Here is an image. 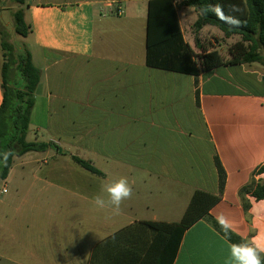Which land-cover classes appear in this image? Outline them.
<instances>
[{
	"label": "crops",
	"instance_id": "0c3cea01",
	"mask_svg": "<svg viewBox=\"0 0 264 264\" xmlns=\"http://www.w3.org/2000/svg\"><path fill=\"white\" fill-rule=\"evenodd\" d=\"M149 1L26 0L25 47L41 70L33 112L42 89L48 111L43 124L31 117L28 135L38 139L48 131L45 142L54 146L14 158L0 180V264H144L161 235L148 223H179L197 191L221 200L183 233L171 262L168 241L154 264H229L232 243L264 232V200L248 196L246 214L239 196L264 165V89L246 83L254 76L263 88L264 69L228 65L190 76L148 67ZM183 5L175 9L184 35L189 9L195 10ZM3 11L0 5V20ZM187 105L197 110L212 146L210 172L193 165L200 137L183 128ZM74 155L104 176H85L69 163ZM120 176L134 195L108 218L92 198ZM185 188L181 204L168 197ZM220 212L234 222L230 235L237 240L224 236L215 219Z\"/></svg>",
	"mask_w": 264,
	"mask_h": 264
},
{
	"label": "trees",
	"instance_id": "16d2710c",
	"mask_svg": "<svg viewBox=\"0 0 264 264\" xmlns=\"http://www.w3.org/2000/svg\"><path fill=\"white\" fill-rule=\"evenodd\" d=\"M18 10L13 15V28L17 35L26 38L31 33L25 21L24 7L26 0H14ZM220 4L225 14L241 21L239 26H231L219 20L215 14H202L201 9ZM197 13L193 24L195 35L205 27H215L226 38L240 36L241 40L229 49L230 59L226 60L218 51L205 50L195 37V46L202 50L196 60L194 49L184 39L176 13L174 0H150L148 3L146 33V65L148 67L177 72L190 76H199L221 66L260 64L264 67V0H189L186 3ZM235 6L238 11H229ZM1 49L3 65L1 69L2 103L0 105V180H5L14 162V158L22 157L30 152H43L54 145L47 142H29L32 113L36 103L35 93L41 81V70L32 60L31 53L25 48L24 53L15 56L14 47L5 41V33ZM10 153L7 160L4 154ZM72 160L91 174L104 176L90 161L73 156ZM221 186L224 184V171L219 166ZM264 174V165L258 167L251 179L239 191L243 208L248 214L251 202L248 196L256 201L264 200V180L257 177ZM221 200L206 192L197 191L179 223H148L161 232L144 264H154L163 247L170 241L169 261L175 256L176 248L183 233L201 220ZM235 241V237L230 235Z\"/></svg>",
	"mask_w": 264,
	"mask_h": 264
},
{
	"label": "rangeland",
	"instance_id": "374dc122",
	"mask_svg": "<svg viewBox=\"0 0 264 264\" xmlns=\"http://www.w3.org/2000/svg\"><path fill=\"white\" fill-rule=\"evenodd\" d=\"M0 1H1L0 5H2V7L4 8L3 16L1 17V20H0V32L3 31L6 34L5 38H4L5 41H7L13 45L15 56L18 54H22V53H24V49L26 48L25 47L26 46L25 38L17 35L14 31V28H13L14 11H12L11 8H12V5H16V4H15L14 0H0ZM183 4H185V5H183L185 8L189 7L188 5H186V3H183ZM189 10L191 11L189 14V20L187 23L186 22L183 23L184 35H185L186 42L189 43L195 51L196 60H198L197 56H200L202 53V50L195 46L194 39L196 36L199 39V43L201 44V46L205 50L218 51L224 57V59H226V60L230 59L231 56L229 55V49L235 43L239 42L241 40V37L240 36H232L230 38H226L220 30H218L215 27H210V26L205 27L198 35L197 34L195 35V31L193 29V24L196 20L197 14H195V12H193L192 9H189ZM192 22H193V24H192ZM0 35H1V33H0ZM0 39L2 41L3 37L1 36ZM138 41H139V47H141L142 40L140 37H139ZM1 52H3L2 49H1ZM2 61L3 60L0 59L1 64H2ZM255 65L264 69V67L261 66L260 64H255ZM221 73L222 72H219V74H221ZM250 77H251V79H248L246 82L248 84L247 87L252 89V90H256V89L258 90L259 89L260 91H262L264 89V87L263 88L255 87V85L253 84V80H254L253 78H255V77L254 76H250ZM42 91H43V89H42ZM42 91L40 92L41 94H39V96H38L39 104L37 105L35 111L32 113V120H33V123H35V124H43L45 122V115L46 114L48 115V111L46 110V106L41 105L42 102L46 99V97H45L44 93H42ZM182 120L185 123V125L183 126L184 129L188 130V128L190 127L193 129L192 131L196 132V134H198V136L200 137V139H196L193 143V149H194V152H192L193 165L196 167H200L202 171L210 172L214 167L212 159H211L213 149H212L211 144L208 142L206 129L203 125V122L199 118L197 110H194V109L192 110V109H190L189 105H187L186 106V112H185V115L182 117ZM27 137H28L27 140L29 142H45V141L49 140L48 131L42 132V136H40L38 139L36 138V136L34 135L33 132H31ZM74 156L82 158L81 155H74ZM63 161H67L65 157L63 158ZM69 163L74 165L75 169H77L78 171L83 173L85 176H93L91 173L82 169L76 163H74V162L72 163V161ZM99 165L103 166L105 170H108V164L101 163ZM106 172H109V174H110L109 176L111 178L114 177V171L112 169L109 171H106ZM167 194H168L169 198L171 197V199L172 198H178L180 200V204H181L182 199L187 200L188 196H189L187 188H185L184 191L182 189H180L178 194L173 192V190L168 191ZM186 203L187 202L185 201L184 207L186 206ZM187 208H188V206H187ZM187 208H186V210H187ZM180 214H182L181 208H180Z\"/></svg>",
	"mask_w": 264,
	"mask_h": 264
},
{
	"label": "clouds",
	"instance_id": "9594fccd",
	"mask_svg": "<svg viewBox=\"0 0 264 264\" xmlns=\"http://www.w3.org/2000/svg\"><path fill=\"white\" fill-rule=\"evenodd\" d=\"M229 11H238L235 6L230 7ZM202 14L209 12L231 26H239L241 21L234 16L225 14L220 4L209 5L201 9ZM10 153L4 154L5 161ZM134 195L133 185L128 177L109 180L101 185L100 194L92 198V205L98 211L109 212L108 218L119 216L122 212L121 205ZM217 224L220 226L226 238H230V233L234 228V222L230 220L223 212L215 216ZM229 264H264V232L258 233L250 240H242L240 243L230 245Z\"/></svg>",
	"mask_w": 264,
	"mask_h": 264
},
{
	"label": "built area",
	"instance_id": "2783aa9c",
	"mask_svg": "<svg viewBox=\"0 0 264 264\" xmlns=\"http://www.w3.org/2000/svg\"><path fill=\"white\" fill-rule=\"evenodd\" d=\"M187 2H189V0H174V5H175V7H179V6H181L183 3H187ZM116 14H117V15H121V14H123V11H122L121 9H118V10L116 11ZM3 192H6V187H4Z\"/></svg>",
	"mask_w": 264,
	"mask_h": 264
}]
</instances>
